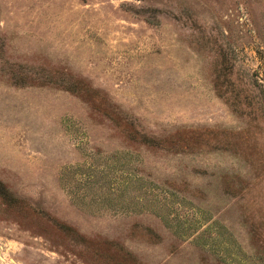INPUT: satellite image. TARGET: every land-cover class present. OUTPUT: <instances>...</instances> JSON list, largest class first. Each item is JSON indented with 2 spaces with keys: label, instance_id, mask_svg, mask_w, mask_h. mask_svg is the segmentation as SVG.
Here are the masks:
<instances>
[{
  "label": "rangeland",
  "instance_id": "1",
  "mask_svg": "<svg viewBox=\"0 0 264 264\" xmlns=\"http://www.w3.org/2000/svg\"><path fill=\"white\" fill-rule=\"evenodd\" d=\"M0 264H264V0H0Z\"/></svg>",
  "mask_w": 264,
  "mask_h": 264
}]
</instances>
